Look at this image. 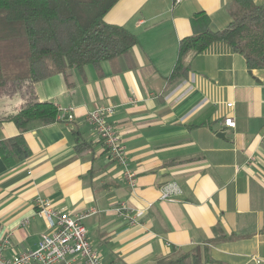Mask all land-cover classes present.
Instances as JSON below:
<instances>
[{"label":"crops","instance_id":"1","mask_svg":"<svg viewBox=\"0 0 264 264\" xmlns=\"http://www.w3.org/2000/svg\"><path fill=\"white\" fill-rule=\"evenodd\" d=\"M196 13L219 31L241 9L235 0H119L104 22L128 30L136 46L98 68L35 84L37 101L52 103L61 119L30 126L26 160L8 167L0 158L5 259L35 250L48 234L34 205L40 198L72 215L97 211L83 223L102 264H264V69H248L241 55L214 43L188 51L186 78L168 81L179 42L206 27L192 22ZM24 103L21 95L0 98V142L19 134L6 118ZM101 106L115 108L108 122L136 173L133 189L85 121ZM224 115L235 128L223 126ZM164 187L176 190L175 202L161 199ZM121 202L142 212L137 224L116 212ZM61 264L83 262L70 256Z\"/></svg>","mask_w":264,"mask_h":264},{"label":"trees","instance_id":"2","mask_svg":"<svg viewBox=\"0 0 264 264\" xmlns=\"http://www.w3.org/2000/svg\"><path fill=\"white\" fill-rule=\"evenodd\" d=\"M119 0H0V98L21 95L25 103L7 120L19 134L0 142V158L8 167L30 156L24 134L33 123L42 126L57 122L58 109L39 103L35 84L69 70L82 72L88 65L126 56L137 44L136 37L123 27L104 22V16ZM242 15L224 29L207 27L208 17L196 13L192 22L202 20L205 29L179 42L177 60L167 78H186L182 58L188 51L200 54L214 43H223L241 55L248 69H264V4L235 0ZM25 44L24 50L18 48ZM78 144L76 149L83 148ZM181 259L171 264H185ZM197 264V260H194Z\"/></svg>","mask_w":264,"mask_h":264},{"label":"built area","instance_id":"3","mask_svg":"<svg viewBox=\"0 0 264 264\" xmlns=\"http://www.w3.org/2000/svg\"><path fill=\"white\" fill-rule=\"evenodd\" d=\"M180 1L174 0V3L177 4ZM233 106L232 103L226 104L227 109ZM114 111L115 108L112 106L97 107L87 113L85 121L96 132L111 162L121 169L123 181L133 189L136 185V173L129 166L125 146L108 122V118L114 114ZM66 119L71 120L72 116L68 114ZM235 125L233 117L224 115L223 126L235 128ZM260 141H264V128L260 134ZM253 160L251 156L246 163ZM175 192L174 189L169 190L164 187L161 199L175 202L173 196ZM34 205L37 208V215L46 224L48 234L41 236L35 250L20 253L12 259L3 257V250L9 244L8 237L0 240V264H61L70 256H79L83 264H102L98 253L90 245L83 223L85 219L97 213L94 208L72 215L66 211L55 210L52 203L46 199L39 198ZM115 210L130 225L137 224L142 213L131 210L122 202L116 206Z\"/></svg>","mask_w":264,"mask_h":264},{"label":"rangeland","instance_id":"4","mask_svg":"<svg viewBox=\"0 0 264 264\" xmlns=\"http://www.w3.org/2000/svg\"><path fill=\"white\" fill-rule=\"evenodd\" d=\"M241 13H243V12H241ZM241 13L239 14L238 17H240L242 15ZM24 46H25V44H22V46L18 48V53H20L22 50H24Z\"/></svg>","mask_w":264,"mask_h":264},{"label":"water","instance_id":"5","mask_svg":"<svg viewBox=\"0 0 264 264\" xmlns=\"http://www.w3.org/2000/svg\"><path fill=\"white\" fill-rule=\"evenodd\" d=\"M218 135H219L221 138H225L227 134H226L225 132H221V133H219Z\"/></svg>","mask_w":264,"mask_h":264}]
</instances>
